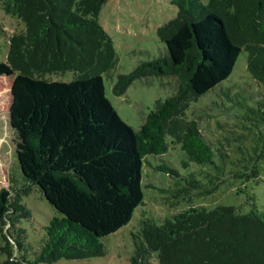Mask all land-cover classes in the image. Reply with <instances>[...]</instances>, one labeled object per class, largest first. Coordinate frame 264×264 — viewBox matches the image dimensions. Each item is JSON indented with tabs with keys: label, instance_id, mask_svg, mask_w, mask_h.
I'll list each match as a JSON object with an SVG mask.
<instances>
[{
	"label": "trees",
	"instance_id": "1",
	"mask_svg": "<svg viewBox=\"0 0 264 264\" xmlns=\"http://www.w3.org/2000/svg\"><path fill=\"white\" fill-rule=\"evenodd\" d=\"M107 1L0 0L22 27L7 36L0 22L14 76L7 115L21 174L13 170L0 189L2 264L105 255L101 240L128 225L144 204L146 157L165 156L170 147H180L183 168H204L181 175L165 162L156 166L179 200L211 194L225 176L242 178L264 159V0H171L176 16L156 30L165 54L118 75L112 88L123 96L142 79L175 81L176 91L157 100L137 130L105 97L103 77L118 64L97 20ZM242 52L252 83L207 95L230 77ZM67 73L69 82L47 78ZM201 98L209 106L205 99L197 106ZM206 109L217 118L202 131L198 119ZM33 188L59 216L43 227L29 259L20 224L31 213L21 202ZM130 237L129 264H264V215L256 210L197 207L160 223L142 213Z\"/></svg>",
	"mask_w": 264,
	"mask_h": 264
},
{
	"label": "rangeland",
	"instance_id": "2",
	"mask_svg": "<svg viewBox=\"0 0 264 264\" xmlns=\"http://www.w3.org/2000/svg\"><path fill=\"white\" fill-rule=\"evenodd\" d=\"M207 4L208 0H201ZM177 14V8L171 4V0H108L100 10L98 23L113 41L117 53L118 64L111 77H103L105 97L123 122L134 130L143 124L146 114L153 109L157 100H163L176 91V83L170 78H149L134 82L123 96H115L112 88L118 75L128 74L140 62L158 58L165 54L163 44L156 36V30L161 25L173 19ZM0 22L7 36L22 30L18 20L5 14L0 9ZM0 189L8 186V176L13 177L12 171L21 179V174L15 160L14 150L16 145L15 134L9 127L8 102L9 91L13 74L6 68L8 46L4 44L5 38L0 39ZM246 53L242 52L236 61L230 77L216 87L212 93L216 95L220 88H227L234 83L251 84L252 80L246 70ZM47 78L52 81L69 82L72 79L70 73L64 76L51 75ZM218 90V91H217ZM217 91V93H216ZM259 92V89H255ZM264 93V90L262 89ZM201 98L197 106L200 107ZM209 99H205V105L209 106ZM204 117L198 119L202 131L214 127L216 114L205 110ZM203 114V112H200ZM211 114L212 116H209ZM183 153L178 145L175 149L170 147L168 154L162 157H146L143 174L145 180L142 183L144 195L143 205L136 208L131 222L101 240L105 247V255L84 260H61L55 264H129L132 254L130 234L136 228L140 215L151 218L157 223L170 218L191 208L218 206L232 207L241 213L256 210L264 215V159L256 163V170L249 169L245 176L236 179L225 176L223 182L216 191L206 196H192L191 199L179 200L174 197L175 189L172 180L162 172L156 170V166L163 162L176 169L181 175L188 172L200 171L204 168L191 163L187 168L181 166ZM164 164V163H163ZM14 178V179H17ZM18 180V179H17ZM177 194V193H176ZM31 213L28 221H23L20 227L26 230V242L29 256L39 249L41 238L44 234L43 227L59 214L43 198L37 188H33L30 194L22 198ZM4 246L0 234V248ZM6 260V256L0 252V264Z\"/></svg>",
	"mask_w": 264,
	"mask_h": 264
}]
</instances>
